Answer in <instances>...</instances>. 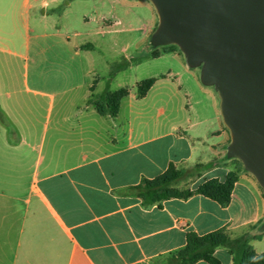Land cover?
Wrapping results in <instances>:
<instances>
[{"label":"crops","instance_id":"1","mask_svg":"<svg viewBox=\"0 0 264 264\" xmlns=\"http://www.w3.org/2000/svg\"><path fill=\"white\" fill-rule=\"evenodd\" d=\"M141 6L139 0H0V264H170L188 234L217 231L231 239L249 233L254 253L264 254V190L245 170H238L225 207L203 195L150 205L130 190L172 164L212 163L202 174L231 160L220 99L179 55L152 52L175 66L146 79L155 83L144 98L128 95L145 101L160 86L184 93L182 106L171 95L161 100L169 108L160 106L164 120L153 124L120 121V110L116 117L99 114L89 101L108 88L95 94L98 81L79 85L76 76H65L52 94L21 72L32 44L43 53L50 35L68 55L90 56L109 35L135 32ZM153 8L144 36L156 31ZM122 21L130 28L109 29ZM75 61L60 58L63 66ZM214 257L234 264L225 247Z\"/></svg>","mask_w":264,"mask_h":264},{"label":"water","instance_id":"2","mask_svg":"<svg viewBox=\"0 0 264 264\" xmlns=\"http://www.w3.org/2000/svg\"><path fill=\"white\" fill-rule=\"evenodd\" d=\"M149 1L159 16L152 47L176 45L201 70L231 134L227 157L264 190V0Z\"/></svg>","mask_w":264,"mask_h":264},{"label":"rangeland","instance_id":"3","mask_svg":"<svg viewBox=\"0 0 264 264\" xmlns=\"http://www.w3.org/2000/svg\"><path fill=\"white\" fill-rule=\"evenodd\" d=\"M139 1L145 3L146 6H141L140 8L141 22L133 25L136 28L135 32L131 33L125 31L122 34L109 35L107 40L103 41V43L99 45V48L90 56L74 55V52L70 53L71 56L68 55L64 50L60 49L61 46L59 41L50 35L44 40L43 53L37 52L36 45L34 43L32 44V50L29 53L28 60L22 63V74H28L30 83H34L36 85L35 88L42 89L52 94L58 92L61 87H64V85L61 86L63 77L74 75L77 77V84L79 85L83 84L85 81H98L96 82L95 94L108 88L113 92L126 90L129 94H136L138 97L137 82L162 74L167 76V70L176 64V62H171V58L154 59L152 52L155 51V56L158 55L159 51L173 52L185 60L184 54L176 45L159 48L152 47L151 36H144L142 30L145 26H149V18L154 8L149 0ZM155 13L157 19L153 26L157 29L159 25V16L157 11ZM91 14L93 13H89V16H91ZM106 17L109 20L111 19L110 15ZM77 22V26L81 27L80 24L82 23H80L79 20ZM92 24L93 23L90 22L89 25ZM129 28V23L127 21H122L121 25L113 28L110 27L109 29L127 30ZM73 41L76 42L77 40L73 39ZM66 54L69 58L72 57L76 60L72 66L61 65L60 58L61 56L66 58ZM86 60H89L88 63H86ZM86 68L93 70V74L89 78ZM192 71L198 76H201L200 69H192ZM175 85L176 84H174V87ZM65 86H69L68 82L65 83ZM160 87L156 88L158 89L156 93L152 94L145 101L136 100L132 96H127L122 101L119 120L127 121L131 117L136 123H161L164 117L161 115L159 116L158 108L160 106H164L165 108L169 107L166 103L162 105L160 101L163 99L169 101L168 96L170 95L172 96L171 99L175 106L179 104H181V106L183 105L185 99L183 92L177 95L173 88H171V90L162 89ZM211 89L216 93L213 87H211ZM78 91L85 92L86 88H79ZM164 92L171 93L165 95ZM227 151L228 150H226V152ZM176 169L181 168L176 166ZM238 170H245L243 163L238 159H231L230 162L226 164L222 163L214 170L202 174H194L192 177L182 182L176 189L192 190L204 182L213 179L225 182L230 175L238 173Z\"/></svg>","mask_w":264,"mask_h":264},{"label":"trees","instance_id":"4","mask_svg":"<svg viewBox=\"0 0 264 264\" xmlns=\"http://www.w3.org/2000/svg\"><path fill=\"white\" fill-rule=\"evenodd\" d=\"M155 80L149 79L138 84V98L142 99L154 85ZM129 95L126 90L112 92L105 90L98 99L89 101L99 114L116 117L121 101ZM226 159L229 158L226 156ZM212 163L198 164L188 169H176L172 164L168 171L154 180L144 179L138 186L130 190L142 198L146 204H162L170 199H189L195 195L208 197L222 206L231 202L232 191L238 180V173L232 174L225 182L216 179L206 181L192 190H178L177 185L186 181L194 174L206 170ZM250 234L231 239L223 231L213 232L204 236L190 233L187 236V247L170 259V264H195L201 260L211 264H221L215 251L220 247L227 248L234 256V264H264V254L256 255L250 246Z\"/></svg>","mask_w":264,"mask_h":264}]
</instances>
